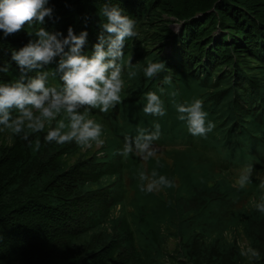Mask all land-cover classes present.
Returning a JSON list of instances; mask_svg holds the SVG:
<instances>
[{"label": "trees", "instance_id": "obj_1", "mask_svg": "<svg viewBox=\"0 0 264 264\" xmlns=\"http://www.w3.org/2000/svg\"><path fill=\"white\" fill-rule=\"evenodd\" d=\"M50 3L54 4L55 12L54 19L47 21L48 30L66 35L68 26H73L77 34L86 28L89 43L85 53L91 55L100 24L106 22L101 14L105 0H50ZM111 3L137 21V35L125 40V62L131 61L133 55L144 62L134 70L137 75L136 81L133 78V93L121 108L123 120L116 122L112 136L104 140L103 156L98 155V150L90 155L82 153L75 142H44L48 127H54L55 123L47 125L42 133L31 134L30 142L24 141L21 133L13 134V145L0 144V264H16L15 260L20 264H165L162 245L168 237L176 235L180 239L178 264H264V212L255 207L264 200L263 189L257 197L245 193L247 186H227L230 190L227 192L228 188L222 187L226 175L219 174L217 181L196 185L190 196L180 195L170 205L167 211L180 218L179 224L184 223L181 229L172 219L179 231L166 235L151 225L153 219L150 220L145 208L135 205L137 195H130L128 164L119 154L125 136L135 137L138 128H146L152 120L154 123L160 118L146 115L143 106L145 94L149 91L159 94L163 86L165 93L161 99L169 114L177 113L171 92L178 93L177 103L202 99L207 119L216 124L224 143L237 150L240 147L241 160L245 154L247 163L256 162L252 175L260 183L257 171L264 172V0H111ZM164 15L183 21L179 33L169 28ZM28 31L26 26L25 31L6 39L0 32V66L10 62L13 49L35 39L27 35ZM214 31L219 35L215 36ZM167 45L170 52L165 54ZM160 60L166 61L165 70L155 78H146L143 69L148 62ZM18 74L13 62L9 72L0 73V82L14 80ZM167 75L172 76L170 85L163 84ZM49 83L59 87L61 82L57 77ZM187 86L197 92L187 93ZM16 114L14 110L13 115ZM63 119L67 123L65 115ZM246 141L262 146V155L252 152V145H245ZM77 153L79 157L67 163L66 159ZM237 159L231 157L216 167L228 171ZM209 163L202 164V168H210ZM235 195L238 200L244 195L248 199L232 220L222 222L225 216L222 210L217 216L210 214L215 202L230 200ZM128 204L135 206L137 212L127 210ZM118 206L122 208L120 213ZM208 206L210 210L205 209ZM200 219L208 220L209 225L198 228ZM231 225H234L232 239L223 230ZM214 231L218 234L214 235ZM242 239L248 243L243 244ZM249 246L259 250L258 259L240 255L241 249Z\"/></svg>", "mask_w": 264, "mask_h": 264}, {"label": "clouds", "instance_id": "obj_2", "mask_svg": "<svg viewBox=\"0 0 264 264\" xmlns=\"http://www.w3.org/2000/svg\"><path fill=\"white\" fill-rule=\"evenodd\" d=\"M54 12L55 6L50 0H0L2 38L25 31L26 26L30 29L27 35L35 37L19 49H13L10 62L0 66V73H7L14 62L19 71L14 80L0 82V130H10L16 136L23 133L22 139L30 142L31 134L44 132L46 125L55 121V126H49L43 136L44 142H75L83 150L92 148L93 144L97 149L102 148L105 144L101 138L105 125L89 117L93 109L108 113L123 102V76L125 69L131 67V61L124 60L125 40L137 35V21L125 15L124 10L113 5L111 0H105L101 14L106 22L100 24L97 42L92 45L91 55H88L85 53V46L89 43L86 28L77 34L73 26H68L66 35L62 31L48 30L46 24L54 19ZM165 65L164 60L148 62L143 69L144 76L149 79L157 77L165 70ZM127 75L132 78L137 73L129 71ZM57 77L60 86L55 83L50 85V80ZM171 83V75L163 77V84ZM164 93L165 88L161 86L159 94L156 91L145 94L143 112L146 115L163 117L167 114L161 99ZM169 95L178 113L177 118L186 122L192 136L206 137L216 128V124L207 119L202 99L177 103L175 97L178 93L171 92ZM14 110L16 115H13ZM62 113L67 123L65 119H57ZM160 136L161 124L158 122H154L151 129L138 128L135 137H124L119 154L128 157L135 153L147 161L157 155L158 148L154 142ZM98 155L103 156L104 153L99 152ZM252 168L253 165H248L242 174L237 175L236 183L240 188L252 182ZM139 178L146 182L141 185V191L149 193L174 186L172 180L159 175L156 170L150 175L142 171ZM259 179L261 187H264V177ZM255 207L264 212V200L256 203ZM240 255L258 259L260 252L249 246L242 248Z\"/></svg>", "mask_w": 264, "mask_h": 264}, {"label": "rangeland", "instance_id": "obj_3", "mask_svg": "<svg viewBox=\"0 0 264 264\" xmlns=\"http://www.w3.org/2000/svg\"><path fill=\"white\" fill-rule=\"evenodd\" d=\"M164 17L166 21H168L169 28H171L174 32L179 33L180 26L182 25L183 21H179L178 17L173 15H164ZM214 33L215 36L219 35L218 31H214ZM169 52L170 46L167 45L163 53L168 54ZM131 59V67L127 68L128 72L134 71L137 66H139L141 63H144L143 60L137 55L131 56ZM255 63L256 62L254 61L253 65H255ZM128 72L124 73L123 76V78L125 79V91L121 93L123 102L121 104H118L115 108L110 109L108 113H101L99 109H93L89 117L96 120L98 123H103L105 125L101 137L104 140H106V138L111 135L112 129L115 127L116 122H122L123 118L121 108H124L126 106L124 100L128 97V95L133 93L131 88L134 85L133 78L136 81V76L129 78L127 75ZM185 90H187V93L197 92L195 91L197 89H194L190 86H187ZM187 101L189 103L192 102L190 99H187ZM165 109L167 114L163 117L158 118L157 121L154 120L155 122L161 124V136L159 140L154 142L155 146L158 148L157 155L149 158L147 161L142 160L135 153H132L128 157L123 158L124 161L128 164L127 176L130 179V195L132 196V194L135 193L137 195V204L135 203V205H140L145 208L150 220L153 219L151 225L162 230L166 235H173L176 234L175 232L179 231V228L177 225H175V222H173L172 219L176 220V223L179 224L180 218H174L172 214L167 210L170 205H174L178 201L177 198L180 195H184L185 197L190 196L193 188L196 185L202 186V184H204L208 180L217 181V176L219 174L226 175L227 179L225 181V185H223L222 187L228 188L227 186H229V188H232L233 186L235 188H238L239 186H236L234 184V182L236 183L238 179V177H235V175L242 174V171L246 169L248 165H253L252 172H254L256 170V162H252L251 160L252 163L249 162L251 164L247 163V156L245 154V159L243 158V160H241L243 157L241 148L239 147V149L237 150L235 147H229V145H227L228 143H224L222 133L217 130L218 128L208 133L206 137H190L189 135L191 134H188L187 124L186 122L180 121L177 118L178 113L169 114L168 106L166 104ZM64 115L65 114H61V116H59L57 119H63ZM151 118L153 119L154 117L151 116ZM152 121L146 128H152ZM53 123L56 122L53 121L50 123V125ZM13 143L14 138L11 131L7 129L0 130V144H2L3 146H11L13 145ZM256 143L257 142L253 144L252 142L246 141L245 145H252V152L254 151L255 154L262 155L261 151L263 147L258 146ZM254 145H256V147H254ZM254 148H257V150H255ZM96 150L103 152L105 149H103V147L97 149L94 144L93 147L88 149L87 151L81 149L82 153L85 152L87 155H90V153H93ZM243 151L245 152L246 148L243 147ZM78 157L79 154L77 153L72 157H68L66 161L67 163H73ZM231 157H236L239 159H237V161L232 164L228 171H222L220 168L216 167L218 163L224 164L225 162H228V160H231ZM208 162H210V168H208L207 170L203 169L202 164H208ZM153 170H156L159 175H165L170 180H172L174 182V186L171 188L162 187L159 191H154L151 193L141 191V185L145 184L146 182H142L140 180V172L143 171L146 174L150 175ZM129 172H132V174H130ZM232 175H234L235 177L234 182L232 180ZM253 176L254 175H252L251 177L252 182L246 185L247 190L251 193H249L248 191H245V193L253 194V197H257L259 190L263 189L264 191V187H261L260 183L257 180L253 179ZM126 182H128V179H126ZM229 188L227 192H230ZM244 196H241L243 198L241 200H238V196L235 195V198H232L230 200L215 202V204L212 206V209L211 206H208L205 209H211L209 212L214 216L219 215L220 210H222L221 214L225 215L222 222H229L230 220H232V217L236 216V212L241 208V205L244 203V201L248 199V197L244 198ZM253 202H256V200H254ZM127 206V210L129 209V211L137 212L135 206H132L131 204H128ZM121 209V206H118L117 212L120 213ZM191 214L194 215V212H192ZM183 223L184 222L181 221V223L179 224L181 226V229L183 227ZM199 225L200 226L198 228L203 225H209L208 220L200 219ZM135 227L137 226L135 225ZM216 230L219 231V229ZM223 230L228 238H233L234 225H231L228 228H224ZM171 231L174 233H171ZM217 231H214V235L218 234ZM179 243L180 239L176 235V237H168L167 241L162 245V249L165 252V256H163L162 260L165 262V264H178L180 255L178 254L180 249ZM242 243L247 244L248 241L246 239H242ZM15 263L20 264L18 260H15Z\"/></svg>", "mask_w": 264, "mask_h": 264}]
</instances>
